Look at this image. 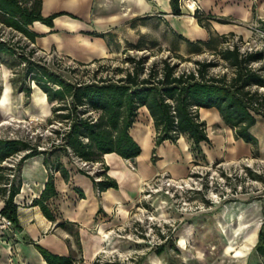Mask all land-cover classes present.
Segmentation results:
<instances>
[{"label": "trees", "instance_id": "trees-1", "mask_svg": "<svg viewBox=\"0 0 264 264\" xmlns=\"http://www.w3.org/2000/svg\"><path fill=\"white\" fill-rule=\"evenodd\" d=\"M173 14H181L180 0H169ZM0 0V23L11 27L23 35L28 41L18 46L6 39H0V63L12 70L10 82L12 87L31 95L34 83L42 90L51 103V112L46 120L55 134L49 146L39 148V144L23 138L0 137V196L4 204L0 208V216H6L13 224H17V205L15 195L20 189L19 172L23 160L39 153L43 154V162L48 169V178L39 203L43 213L52 218L44 200L55 193L54 171L58 170L64 178L68 170L60 161V156L72 160H83L88 163L100 162L101 169L90 174L85 168L78 170L90 176L94 187L101 191L108 187H118L117 181L106 174L103 154L116 152L124 158L137 156L141 147L130 134L139 108L146 107L155 131L154 144L165 140L176 142L183 135L190 145L201 150L202 145L209 143L206 121L201 118L199 108H214L223 123L232 129L236 139L257 146V137L252 127L258 119H264V48L256 50H240L235 41L232 46L228 34L216 36L209 28L208 18L199 9L194 10L197 22L209 30L206 40L191 42L182 35L187 43L189 54H198L208 50L216 54L214 58L194 59L191 68H178V62L169 56L155 59L147 64L148 54H130V50H146L158 45L157 40H148L149 36L141 34L135 41H125L120 51L126 53L125 67L105 68L100 73L98 64L88 78H70L56 67L55 58L48 62L43 56L36 57L38 50L32 45L36 32L29 28L34 20L51 24L55 16L62 12H54L43 16L41 0ZM226 21L224 18H214ZM174 51H178L175 49ZM179 59H187L180 52L174 55ZM106 58V57H105ZM105 58H97L81 65L100 63ZM56 60V61H55ZM218 60L230 68V72H214ZM23 151L21 159L14 167L3 163L9 156ZM151 159L154 161V155ZM13 172L10 178L9 173ZM98 177V179L96 178ZM261 209L264 216V193L261 196ZM163 242L158 243L155 252L160 253L165 247V235L159 234ZM43 257L53 263L55 255L39 248ZM254 250L264 261V218L258 230ZM142 258L133 261L140 264ZM61 263L69 264V258H60ZM99 264H131L117 258L105 259Z\"/></svg>", "mask_w": 264, "mask_h": 264}, {"label": "crops", "instance_id": "crops-1", "mask_svg": "<svg viewBox=\"0 0 264 264\" xmlns=\"http://www.w3.org/2000/svg\"><path fill=\"white\" fill-rule=\"evenodd\" d=\"M192 1L193 5L188 7L184 0H180L181 14H173L169 0H41L43 16L62 13L55 16L50 25L40 20L29 25L38 34L32 45L41 52L88 63L120 52L126 40L135 41L141 34L151 33L155 40H161L167 29L174 36L177 49L189 53L186 41L177 34L191 42L206 40L209 36V30L195 19V9L210 16L207 19L209 28L216 36L232 33L246 37L256 35L259 30L264 32V0ZM148 21L153 28H149ZM249 23L256 27L249 26ZM34 90L33 87L31 95ZM7 92L8 87L5 86L2 98ZM34 95L40 105L45 98L47 101L43 91H35ZM36 98H32L33 103ZM208 112H215L219 117L214 108H199L201 118ZM142 118L148 130L137 126ZM130 134L141 147L132 161L116 152L103 154L106 174L117 181V188L97 190L90 176L80 172L74 160L60 156L68 176L64 178L58 170L54 171L55 193L44 200L52 218L47 217L39 203L34 201L40 197L48 178L43 154L25 158L19 172L20 189L14 197L18 222L11 230L0 228V264H66L61 263L60 258H69V264H99L104 261L105 251L110 253L116 248L118 239L111 233V227L126 218L140 191L141 181L161 169L176 174V167L180 164V157H177L182 156L183 148L175 143L182 139L186 147L187 141L190 142L181 135L176 142L165 140L155 146L152 119L144 106L139 108ZM166 145L170 155L165 158L160 152L161 155L156 154L157 159L153 162L152 152L159 153L160 148ZM144 147L147 154L141 160ZM3 204L4 197L0 196V208ZM40 247L55 255L53 263L43 257ZM121 250L129 256L126 260L117 256L121 261L133 264L131 260L142 258V264L145 258V253L138 255L136 249L134 254L128 248Z\"/></svg>", "mask_w": 264, "mask_h": 264}, {"label": "rangeland", "instance_id": "rangeland-1", "mask_svg": "<svg viewBox=\"0 0 264 264\" xmlns=\"http://www.w3.org/2000/svg\"><path fill=\"white\" fill-rule=\"evenodd\" d=\"M21 1L27 3L26 0ZM148 25L153 28L149 21ZM249 26L256 27L251 23ZM148 36L149 41L155 38L151 33ZM2 38L15 47L28 41L15 29L0 23V39ZM173 38L165 29L158 45L127 53L148 54L147 64L169 56L178 62L180 69L193 67L194 59L216 57V54L208 50L198 54L180 52ZM228 39L236 40L241 49H248L260 46L264 36L256 31V35H229ZM31 46L29 44L26 50ZM175 49L178 51H174ZM179 52L187 59L174 56ZM34 55L43 56L50 63L55 58L56 67L70 78H88L98 64L105 66L99 68L102 74L106 73L107 65L108 70L128 65L126 53L123 52L112 54L100 63L88 65H81L50 52L37 50ZM212 70L230 72V68L222 60H218V65ZM11 76L12 70L0 63V137L23 138L39 144V148L49 146L52 138H55L50 129L58 126L57 123L49 124L46 120L51 112V103L45 98L43 104H39L34 93L42 90L34 83L31 84L35 90L29 97L16 91L12 88ZM5 86L8 87V92L2 98ZM32 98H36L35 104ZM202 118L206 121L209 143L204 144L201 150L193 148L186 139V147L182 139L175 143L183 148L182 156L177 157H180V164L176 167V174L161 169L157 174L141 181L140 191L126 218L111 227V233L118 238L115 243L117 249H111L110 253L105 251L107 255L103 256L104 259L114 255L126 260L129 256L124 255L121 249L128 248L132 250V254L135 249L138 250V255L145 253L142 264H264L254 250L256 232L264 218L261 209V196L264 193V119H258L252 127L258 140L257 146L253 147L236 139L232 129L215 112L202 114ZM137 126L149 129L143 118ZM160 152L165 158L171 153L167 145L160 148L159 153L153 151V162L157 159L156 154L161 155ZM173 152L175 153L174 150ZM146 154L147 148L144 147L141 160H144ZM22 155L23 151H19L11 156L15 165ZM99 169V166L91 168L90 174ZM168 177H172L173 184L166 183ZM159 234L166 236L165 247L162 252L156 253L157 244L164 240Z\"/></svg>", "mask_w": 264, "mask_h": 264}, {"label": "built area", "instance_id": "built-area-1", "mask_svg": "<svg viewBox=\"0 0 264 264\" xmlns=\"http://www.w3.org/2000/svg\"><path fill=\"white\" fill-rule=\"evenodd\" d=\"M184 2H186V5L188 7H190L191 5H193V1L192 0H184ZM259 32H260V34L262 36H264V32L263 31H260L259 30ZM235 41L236 40L231 39L230 41L226 42V44H228L229 46H232V44ZM263 45H264V41L262 42V44L260 46L248 47V49H241L240 48V50L241 51H244V50L261 49V48H263ZM11 156H13V155H11ZM11 156H9L8 159H7V160H9V162H6V160H3V163H6L8 166L14 167L15 166V162L11 159ZM76 161H77V163H79L78 166L85 168L89 173L91 172L90 171L91 168L93 169L94 167L97 168L99 166V168L101 169L100 162H91V163H88V162L83 161V160H76ZM9 176H10V178L13 177V172L9 173ZM166 179H167L166 180V183L167 184H171V183L173 184L174 181H173L172 177H170V178L168 177ZM12 226H13V223H12V221L9 218H7L6 216H0V228L7 229V230H11L12 229ZM114 258H116V257L114 255H112V256H110L108 258H105V259H114Z\"/></svg>", "mask_w": 264, "mask_h": 264}, {"label": "water", "instance_id": "water-1", "mask_svg": "<svg viewBox=\"0 0 264 264\" xmlns=\"http://www.w3.org/2000/svg\"><path fill=\"white\" fill-rule=\"evenodd\" d=\"M129 160H130V161H132V160H133V158H130Z\"/></svg>", "mask_w": 264, "mask_h": 264}, {"label": "bare ground", "instance_id": "bare-ground-1", "mask_svg": "<svg viewBox=\"0 0 264 264\" xmlns=\"http://www.w3.org/2000/svg\"><path fill=\"white\" fill-rule=\"evenodd\" d=\"M3 122H6V121H3ZM156 264H159L158 262Z\"/></svg>", "mask_w": 264, "mask_h": 264}]
</instances>
